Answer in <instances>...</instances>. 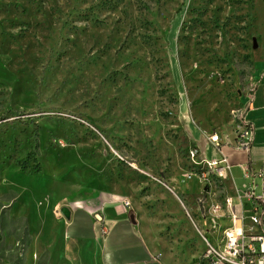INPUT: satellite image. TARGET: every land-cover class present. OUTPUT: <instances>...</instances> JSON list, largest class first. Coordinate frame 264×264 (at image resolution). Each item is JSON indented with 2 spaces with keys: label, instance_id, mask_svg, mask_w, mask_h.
<instances>
[{
  "label": "rangeland",
  "instance_id": "1",
  "mask_svg": "<svg viewBox=\"0 0 264 264\" xmlns=\"http://www.w3.org/2000/svg\"><path fill=\"white\" fill-rule=\"evenodd\" d=\"M263 59L264 0H0V264H102L66 234L121 199L108 246L202 261L230 196L188 124L233 130Z\"/></svg>",
  "mask_w": 264,
  "mask_h": 264
},
{
  "label": "crops",
  "instance_id": "2",
  "mask_svg": "<svg viewBox=\"0 0 264 264\" xmlns=\"http://www.w3.org/2000/svg\"><path fill=\"white\" fill-rule=\"evenodd\" d=\"M242 117L243 120L246 121V123L251 128L252 139L250 146L246 151L237 149L234 146V139L232 138V134L230 131L225 130L224 133L216 132L219 135V139H221L216 149L212 147L207 137H205V139H202V137L200 136V132L196 127L195 128L197 129L198 133L195 134L192 130V124H188V133L195 142L198 150L197 154H199L200 148L203 147L205 150L210 151V156H204L206 158L218 159L221 156H224L226 158L228 167L224 170L225 176L222 178V181L228 195L232 199L235 198L237 192H240L249 184V178L245 177V172L258 169L260 162L264 160V59L259 62L256 67L255 82L252 86L249 98L246 100L245 107L242 111ZM223 135L226 136V140L223 139ZM116 206H118L117 210L113 205L104 204L102 206L104 217L102 222L106 223L105 226L114 225L115 223L119 221L122 222L123 219H125L123 212H117L119 211V209H121L118 202L116 203ZM107 207L112 209L111 213L109 214L107 213L108 211L105 210V208ZM69 210L70 218L72 209ZM80 210H82L84 214H86L88 220L90 221V225L93 226V228L91 229L92 232L90 231L89 233H86L84 235L74 236L66 234V238L68 240L78 238L84 240L96 239L99 245V260H101L102 264H153L154 262H157V260L155 258H152L151 256V254H153V252L155 251V246L151 245L153 244L152 242H150V244L148 240H145L142 232H138V236L142 240L145 247H137L139 245V242H137L136 247L129 246L126 247L123 251L119 250V248L117 247H110L105 243L108 231H105L104 235L100 237H98L97 235V231H99L100 226L98 224V221H95L97 225H95L92 221L90 217V212L92 211L91 208L89 206H85ZM134 224L135 220L133 224L129 222V226L126 225L127 231L131 235V240H135L136 238V236L134 235ZM161 259L164 260V264H177L174 261L169 260V258L164 255L161 257ZM159 264L163 263L160 262Z\"/></svg>",
  "mask_w": 264,
  "mask_h": 264
},
{
  "label": "built area",
  "instance_id": "3",
  "mask_svg": "<svg viewBox=\"0 0 264 264\" xmlns=\"http://www.w3.org/2000/svg\"><path fill=\"white\" fill-rule=\"evenodd\" d=\"M249 98V97H248ZM238 123L231 130L234 146L246 151L251 143V128L243 120L242 112L238 117ZM226 136L223 135V139ZM212 147L217 149L220 143L218 133L207 136ZM226 140V139H225ZM197 149L191 147L189 156L195 157ZM206 165L211 166V173L216 178L225 176L224 170L228 163L224 156L218 159H209ZM264 160L259 168L245 172L249 178V184L240 192H237L234 201L227 199L229 208V224L222 230L215 246L207 245L202 261L195 264H264ZM205 175L206 173H202ZM208 175V173H207ZM211 180V177L209 178ZM123 210L129 207L127 199L118 201ZM97 221L102 222L98 212L94 213ZM105 232L104 229H102ZM193 264V263H189Z\"/></svg>",
  "mask_w": 264,
  "mask_h": 264
},
{
  "label": "water",
  "instance_id": "4",
  "mask_svg": "<svg viewBox=\"0 0 264 264\" xmlns=\"http://www.w3.org/2000/svg\"><path fill=\"white\" fill-rule=\"evenodd\" d=\"M60 214L62 215V217L65 219V220H68L69 219V216H70V210L67 209V207L65 206H61L58 208ZM129 222L131 224L134 223V220H133V216L132 215H129Z\"/></svg>",
  "mask_w": 264,
  "mask_h": 264
},
{
  "label": "trees",
  "instance_id": "5",
  "mask_svg": "<svg viewBox=\"0 0 264 264\" xmlns=\"http://www.w3.org/2000/svg\"><path fill=\"white\" fill-rule=\"evenodd\" d=\"M35 167H37V165H35Z\"/></svg>",
  "mask_w": 264,
  "mask_h": 264
},
{
  "label": "bare ground",
  "instance_id": "6",
  "mask_svg": "<svg viewBox=\"0 0 264 264\" xmlns=\"http://www.w3.org/2000/svg\"><path fill=\"white\" fill-rule=\"evenodd\" d=\"M209 166V165H208Z\"/></svg>",
  "mask_w": 264,
  "mask_h": 264
}]
</instances>
